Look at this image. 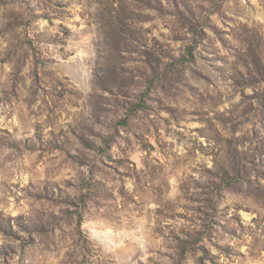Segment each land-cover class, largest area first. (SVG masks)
<instances>
[{
	"label": "rangeland",
	"instance_id": "rangeland-1",
	"mask_svg": "<svg viewBox=\"0 0 264 264\" xmlns=\"http://www.w3.org/2000/svg\"><path fill=\"white\" fill-rule=\"evenodd\" d=\"M0 264H264V0H0Z\"/></svg>",
	"mask_w": 264,
	"mask_h": 264
}]
</instances>
